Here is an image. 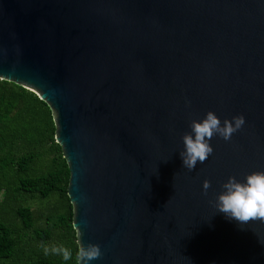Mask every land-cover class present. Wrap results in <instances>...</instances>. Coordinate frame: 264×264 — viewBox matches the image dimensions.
Returning a JSON list of instances; mask_svg holds the SVG:
<instances>
[{
  "label": "water",
  "instance_id": "1",
  "mask_svg": "<svg viewBox=\"0 0 264 264\" xmlns=\"http://www.w3.org/2000/svg\"><path fill=\"white\" fill-rule=\"evenodd\" d=\"M0 79L50 109L89 264H264V222L211 203L264 171V0H0ZM209 110L245 124L188 170Z\"/></svg>",
  "mask_w": 264,
  "mask_h": 264
},
{
  "label": "trees",
  "instance_id": "2",
  "mask_svg": "<svg viewBox=\"0 0 264 264\" xmlns=\"http://www.w3.org/2000/svg\"><path fill=\"white\" fill-rule=\"evenodd\" d=\"M68 176L47 104L0 79V264H76Z\"/></svg>",
  "mask_w": 264,
  "mask_h": 264
},
{
  "label": "clouds",
  "instance_id": "3",
  "mask_svg": "<svg viewBox=\"0 0 264 264\" xmlns=\"http://www.w3.org/2000/svg\"><path fill=\"white\" fill-rule=\"evenodd\" d=\"M244 124L243 115H235L231 120L225 118L221 121L211 110L199 120L191 119L190 131L184 132L181 136L183 150L179 155L184 168L192 170L198 162L203 163L208 159L213 152L209 141L214 136L230 141L233 134L241 130ZM210 187V181L205 179L202 182L205 195ZM221 189L216 193L215 200L211 201L218 212L235 219L240 224H247L254 220L264 222V171L256 170L245 173L242 181L229 176L222 183ZM77 230L80 232L78 228ZM49 251L62 256L65 261L72 257L71 250L64 246L46 248L45 254L47 255ZM101 256L102 252L98 244L89 242L85 245L79 242L76 253L78 264H89L90 261L99 259Z\"/></svg>",
  "mask_w": 264,
  "mask_h": 264
}]
</instances>
